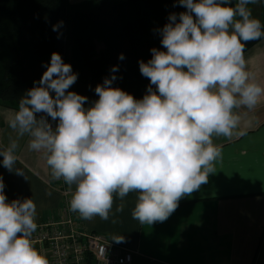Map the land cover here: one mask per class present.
Wrapping results in <instances>:
<instances>
[{
	"label": "clouds",
	"instance_id": "9594fccd",
	"mask_svg": "<svg viewBox=\"0 0 264 264\" xmlns=\"http://www.w3.org/2000/svg\"><path fill=\"white\" fill-rule=\"evenodd\" d=\"M255 3L175 0L173 6L186 11L171 13L156 30L163 50L153 47L151 59L138 61L150 81L141 99L113 87L122 79L114 74L117 65L96 85L98 99L90 102L69 90L78 73L53 52L8 119L16 138L0 146V164L25 177L16 164L19 139L27 137L51 177L68 186L69 209L81 219L108 220L115 201L134 193L133 220L167 221L181 199L216 173L222 149L214 137L233 135L239 123L234 110H251L264 97L244 58L245 44L264 38V24L249 7ZM5 187L0 176V264H49L32 240L36 204L27 197L9 201ZM116 211H123V203Z\"/></svg>",
	"mask_w": 264,
	"mask_h": 264
},
{
	"label": "crops",
	"instance_id": "0c3cea01",
	"mask_svg": "<svg viewBox=\"0 0 264 264\" xmlns=\"http://www.w3.org/2000/svg\"><path fill=\"white\" fill-rule=\"evenodd\" d=\"M252 7L263 22L262 0ZM244 58L246 70L264 86V39L248 49ZM14 111L0 103V146H6L9 137L16 138L8 127ZM234 111L239 123L233 135L214 137L222 149L216 173L197 192L181 199L167 221L140 225L133 220L136 196L130 193L123 202L115 201L108 220L81 219L82 228L103 236L115 250L132 251V264H264V97L251 110ZM17 156L16 167L24 170L26 179L0 164L9 201L32 198L36 223L60 219L65 199L43 154L29 150L24 137L19 139ZM65 188L68 203L71 194ZM121 203L123 211L117 212Z\"/></svg>",
	"mask_w": 264,
	"mask_h": 264
},
{
	"label": "trees",
	"instance_id": "16d2710c",
	"mask_svg": "<svg viewBox=\"0 0 264 264\" xmlns=\"http://www.w3.org/2000/svg\"><path fill=\"white\" fill-rule=\"evenodd\" d=\"M235 2V0H234ZM175 0H0V103L17 109L19 99L33 87L53 52L78 73L70 91L98 99L94 89L110 69L118 87L141 99L150 81L138 61L151 59L150 49L161 48L156 31L175 12ZM63 24L53 31V26ZM264 24V21L262 22ZM245 44L244 53L263 40ZM163 50V49H162ZM125 56L119 60L120 54ZM87 106V105H86Z\"/></svg>",
	"mask_w": 264,
	"mask_h": 264
},
{
	"label": "built area",
	"instance_id": "2783aa9c",
	"mask_svg": "<svg viewBox=\"0 0 264 264\" xmlns=\"http://www.w3.org/2000/svg\"><path fill=\"white\" fill-rule=\"evenodd\" d=\"M65 202L60 219L37 223L32 240L49 264H132L133 252L115 250L103 236L87 233L79 214L70 211L63 180H55Z\"/></svg>",
	"mask_w": 264,
	"mask_h": 264
},
{
	"label": "rangeland",
	"instance_id": "374dc122",
	"mask_svg": "<svg viewBox=\"0 0 264 264\" xmlns=\"http://www.w3.org/2000/svg\"><path fill=\"white\" fill-rule=\"evenodd\" d=\"M77 1H81V0H70L71 3H74V2H77ZM112 1H117V0H112ZM262 2L264 3V0H262ZM253 5H254V4H253ZM249 7H250L251 10H252V14H253V16L261 20V15H260V14H256V13L254 12L252 5H249ZM73 86H74V85H73ZM73 86H72L69 90H71V89L73 88Z\"/></svg>",
	"mask_w": 264,
	"mask_h": 264
}]
</instances>
